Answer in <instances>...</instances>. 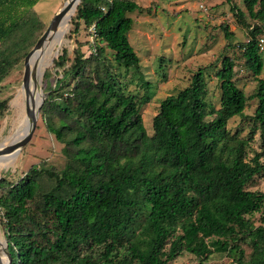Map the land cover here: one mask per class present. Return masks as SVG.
Here are the masks:
<instances>
[{
  "label": "trees",
  "instance_id": "16d2710c",
  "mask_svg": "<svg viewBox=\"0 0 264 264\" xmlns=\"http://www.w3.org/2000/svg\"><path fill=\"white\" fill-rule=\"evenodd\" d=\"M37 1L0 0V82L44 32L32 9ZM243 4L253 24L236 6L230 10L247 29L242 54L258 82L249 97L257 99V106L248 138L227 129L247 102L227 56L216 72L219 108L208 109L206 102L205 69L210 66L199 68L187 87L160 102L149 134L141 108L150 84L128 41L133 21L127 14L143 8L133 0H81L73 31L81 21L104 46L93 45L88 56L76 48L70 65L63 50L53 62L62 72L40 115L46 117L47 131L63 144L61 171L50 174L34 165L5 187L0 181L5 189L0 229L10 264H63L68 251L75 256L69 264H170L184 252L198 264L213 253L238 255L236 264H264V227L248 217L260 210L264 191L247 190L256 176H264V78L259 77L264 62L258 46L264 0ZM34 28L40 34L27 45ZM223 31L231 37L227 28ZM106 50L113 55L114 69ZM120 68L135 71L143 95L123 90L116 73ZM50 75L45 71V78ZM7 110V101L0 100V119ZM255 130L263 152L247 160ZM45 174L54 184L43 190L38 179ZM242 243L251 250L248 259ZM3 247L4 241L1 257L7 262Z\"/></svg>",
  "mask_w": 264,
  "mask_h": 264
},
{
  "label": "rangeland",
  "instance_id": "374dc122",
  "mask_svg": "<svg viewBox=\"0 0 264 264\" xmlns=\"http://www.w3.org/2000/svg\"><path fill=\"white\" fill-rule=\"evenodd\" d=\"M133 1L143 8V12L136 11L127 14L133 21L132 29L128 33V41L140 59V73L150 84L147 90L148 101L141 108L143 124L148 133H151L152 118L158 113L160 102L167 96L175 95L187 87L190 83V77L199 68L210 66L205 69L206 102L209 105L208 109H218L220 106V88L216 72L220 68L221 58L227 56L231 57L235 64L234 81L236 86L247 98L243 114L231 118L228 121L227 129L231 133L237 132L242 138H248L252 127L250 116L253 115L257 106V99L249 97L256 92L258 82L246 67L242 54V45L248 40L247 29L238 22L230 10L232 5L236 6L243 12L246 23L253 24V20L249 18L246 12L243 0H230V3L227 0ZM56 13V8L52 6L39 16L42 29H46ZM74 16L75 11L61 22L51 38L48 48L49 56L52 51L56 55L52 61L50 60L47 68L43 69L40 78V88L44 100L48 90H53L56 79L61 76L62 69L56 68L53 62L57 60L63 50L66 51L69 59L67 65H70L76 48L84 56H88L94 52L93 45L104 46V43L96 37L93 28L86 27L81 21L78 23V31L74 32L76 22ZM224 27L231 34L228 39L225 37ZM39 34L38 28H34L29 34L28 40L30 42L27 45L36 40ZM259 37L264 39V34H260ZM105 55L112 65L111 69L116 68L112 53L106 50ZM261 55L264 62V51ZM23 60L15 65L4 80L0 82V100L7 101L8 105L7 112L0 119V145L9 138L26 115L25 98L27 97V90L21 87ZM120 69L116 73L121 80L123 90L128 94L134 92L143 95L145 91L139 86L135 71ZM44 71H50V77L45 78ZM259 77L264 78V63ZM32 91L33 89L31 95ZM18 96H20L19 99ZM36 97L35 91V94L31 96L32 106L33 102L36 103L37 101ZM16 99L17 107L13 105ZM41 108L30 140L21 147L16 156L0 157V181H5L4 187L8 182L16 181L24 176L31 166L36 165L39 169H45L51 174L52 172H60L66 163V158L62 153L63 144L59 143L47 131V120L46 117L43 118L40 115ZM24 134L16 141H19ZM251 137L252 139L248 141L246 148L247 160L255 154L263 152L259 131L255 130ZM260 160L263 161L264 156ZM51 177L45 174L38 179L43 190L53 186ZM4 187L0 188V195L4 193ZM247 190L264 191V176H256L247 186ZM262 216H264V202L259 211L248 217L255 226L262 225L264 227ZM0 236L5 242L1 229ZM241 247L245 252L244 259H248L251 252L250 248L245 243H242ZM237 257L238 255L231 257L222 253H213L202 263L236 264ZM60 262L63 264L74 263L75 256L68 251ZM199 262L200 260L195 256L184 252L170 264H198ZM0 264H7V262L0 258Z\"/></svg>",
  "mask_w": 264,
  "mask_h": 264
},
{
  "label": "water",
  "instance_id": "95a60500",
  "mask_svg": "<svg viewBox=\"0 0 264 264\" xmlns=\"http://www.w3.org/2000/svg\"><path fill=\"white\" fill-rule=\"evenodd\" d=\"M80 2H81V0H65L64 3L62 4L61 8L57 11V13L51 19L50 23L48 24V26L46 27L44 32L37 39V41L34 44V46L32 47V49L27 53V55L25 56V58L23 60V76H22V83H21L22 88H24L26 90L28 88V84H29V80H30V76H31V70L29 67V58L32 55V53L35 50L39 49L44 44V42L47 40V38L49 37L51 32L53 30L57 29V27L61 24V22L64 20V18L67 15L73 14V12L76 10V8ZM43 100H44V98L41 99L36 110L32 111L29 108L27 97L25 98V113L30 118V123L27 127V130H26L24 136L19 141L10 142L7 145L1 146L0 147V156H6V155L16 156V154L21 149V147H23L30 140V138H31V136L35 130V127H36V123H37L38 116H39V110L42 106ZM6 247H7V244L5 241L4 242V248L2 249V253L7 258V264H10L11 263V256L7 252Z\"/></svg>",
  "mask_w": 264,
  "mask_h": 264
},
{
  "label": "bare ground",
  "instance_id": "6f19581e",
  "mask_svg": "<svg viewBox=\"0 0 264 264\" xmlns=\"http://www.w3.org/2000/svg\"><path fill=\"white\" fill-rule=\"evenodd\" d=\"M69 15H67L65 18H67ZM55 30H53L51 32V34L49 35L47 40L44 42V44L39 49L34 51L35 54H34L32 68H31V76H30V80H29V84H28V88H27V101H28L29 108L32 111L36 110V108L38 107V105H39V103H40V101H41V99L43 97L42 93H41V88H40L41 87L40 86V78H41L43 69L50 63V60H51V58H52V56L54 54L53 51H52L50 56H49L48 48H49L50 41H51V38H52ZM48 58H49V60H48ZM44 73H45V71H44ZM44 73H43V75H44ZM42 82H43V80H42ZM32 89H33L32 95L35 94V91L37 93V97H36L37 101H36V103L33 102V106H32V98H31V96H32L31 95V90ZM19 98H20V96H18V99ZM17 104H18V102H17V99H16V101H15V103L13 105L17 107ZM29 123H30V118L26 114L24 116V118L22 119V121L20 122V124L18 125V127L15 128L13 133L9 136L8 139H6V141L4 143H2L0 145V147L3 146V145H7L10 142H14L18 138H20L25 133V131L27 130V127H28ZM3 140H5V139H3ZM2 243H3V239L0 236V258L2 260H4L1 257V245H2Z\"/></svg>",
  "mask_w": 264,
  "mask_h": 264
},
{
  "label": "crops",
  "instance_id": "0c3cea01",
  "mask_svg": "<svg viewBox=\"0 0 264 264\" xmlns=\"http://www.w3.org/2000/svg\"><path fill=\"white\" fill-rule=\"evenodd\" d=\"M65 0H38L33 6V11L39 17L46 9H50L52 6L59 10ZM40 18V17H39Z\"/></svg>",
  "mask_w": 264,
  "mask_h": 264
},
{
  "label": "built area",
  "instance_id": "2783aa9c",
  "mask_svg": "<svg viewBox=\"0 0 264 264\" xmlns=\"http://www.w3.org/2000/svg\"><path fill=\"white\" fill-rule=\"evenodd\" d=\"M200 7H202V5H200ZM258 46L261 52L264 51V39L262 37L258 38Z\"/></svg>",
  "mask_w": 264,
  "mask_h": 264
}]
</instances>
